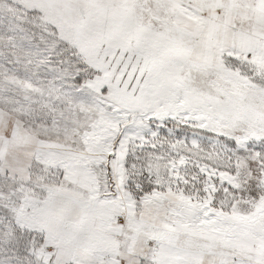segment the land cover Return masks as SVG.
I'll list each match as a JSON object with an SVG mask.
<instances>
[{"label":"snow or ice","instance_id":"6c2138e0","mask_svg":"<svg viewBox=\"0 0 264 264\" xmlns=\"http://www.w3.org/2000/svg\"><path fill=\"white\" fill-rule=\"evenodd\" d=\"M0 264H264V0H0Z\"/></svg>","mask_w":264,"mask_h":264}]
</instances>
